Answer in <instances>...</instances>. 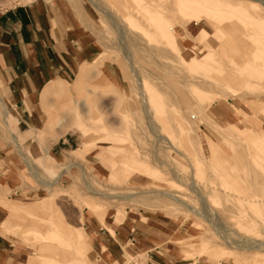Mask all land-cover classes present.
I'll return each mask as SVG.
<instances>
[{"label": "rangeland", "instance_id": "1", "mask_svg": "<svg viewBox=\"0 0 264 264\" xmlns=\"http://www.w3.org/2000/svg\"><path fill=\"white\" fill-rule=\"evenodd\" d=\"M37 1L63 3L95 45L36 96L31 121L10 116L8 130L0 104V236L33 264H93L88 221L147 214L168 221V264H264V251L236 249L264 245V9L208 0L222 7L207 18L176 0H0V13ZM210 46L228 57L212 60ZM131 262L146 253L125 248L117 264Z\"/></svg>", "mask_w": 264, "mask_h": 264}, {"label": "crops", "instance_id": "2", "mask_svg": "<svg viewBox=\"0 0 264 264\" xmlns=\"http://www.w3.org/2000/svg\"><path fill=\"white\" fill-rule=\"evenodd\" d=\"M94 45L91 30L77 24L61 2L37 1L0 13V77L13 123L31 121L30 107L38 105L36 96L40 101L49 85L75 75ZM144 216L145 220L141 215H128L120 224L107 222L108 228L95 220L88 221L84 226L90 240L88 261L117 264L126 248L145 252L147 264H168V221L161 216ZM2 218L0 213V221ZM29 261L26 254L15 251L0 236V264Z\"/></svg>", "mask_w": 264, "mask_h": 264}, {"label": "bare ground", "instance_id": "3", "mask_svg": "<svg viewBox=\"0 0 264 264\" xmlns=\"http://www.w3.org/2000/svg\"><path fill=\"white\" fill-rule=\"evenodd\" d=\"M96 0H93V2L95 3ZM142 1H146V0H142ZM239 1H242V0H239ZM245 1V0H244ZM249 1V0H248ZM254 1V3H257L260 7V9H264V0H252ZM177 4H178V9L182 10V9H191V10H197L196 8H199V10L201 9V12L200 14L202 15H206L207 18L213 14V13H221L217 7H222V6H217L216 3H219V4H222V2H214L213 4L210 3L208 0H176ZM253 3V4H254ZM243 5V3H242ZM213 6V7H211ZM138 10H143L144 7L143 6H139L138 8H136ZM135 9V10H136ZM198 12V11H196ZM195 22V21H194ZM218 33V32H217ZM210 49L214 50L215 53H212V52H208V55H209V58H212V60H215L214 58L217 57V56H221V57H228L227 55H225V52H222L221 55L218 54L216 52V50L210 46L209 47ZM220 48V46H219ZM217 55V56H216ZM223 58H221L220 60H222ZM229 59V62L233 61V58H228ZM215 63V61H214ZM232 63V62H231ZM220 64V63H219ZM222 66V65H221ZM242 76V75H241ZM251 77V76H249ZM252 78V77H251ZM245 79V78H244ZM247 79V78H246ZM250 79V78H248ZM247 79V80H248ZM235 80V79H234ZM251 80V79H250ZM236 81V80H235ZM249 81V80H248ZM252 81V80H251ZM140 90H141V94L143 97H146L145 101H144V104H146V113L149 114V111H151V107H153V101H155L156 99V96H154L153 94H148L149 93V90L147 88V86L145 85V83L142 82V84L140 85ZM148 96V98H147ZM6 98V97H5ZM0 104L2 105V107L4 108L5 110V116H4V119H3V125L8 129L10 130V114H9V110H8V104L7 102L5 101L4 99V96H3V93L0 91ZM262 140V139H261ZM13 141L16 145L17 148H19V144H18V138L15 136L13 137ZM256 147V146H255ZM259 152V150H258ZM18 153L21 157L24 158L23 154H22V151L18 150ZM258 156V155H257ZM24 161V160H23ZM26 165L28 166V168H30L31 170V165L26 161L25 159V162ZM72 166V165H71ZM33 170V169H32ZM31 170V171H32ZM87 189L89 191H91L92 194H96L93 190H92V187L90 186L89 182L87 181H84ZM43 186L45 187H48V188H52L54 186L53 183H42ZM163 195H165L166 197H168L169 199L171 200H175L176 202L186 206L187 208V205L185 203H183L180 199H178L176 196L172 195V194H169V193H164ZM100 196H102L104 199H114V198H117V199H122V200H128L130 197L129 196H126V197H116L114 195H111V194H101ZM89 207L92 208L91 205L88 204ZM189 209V207L187 208ZM196 215H200L199 213L196 212ZM79 238V240H81L82 242H84V236L82 234H79L77 236ZM236 247V246H235ZM241 247V246H240ZM240 247H236V249H239V250H245V251H250V250H254V251H264V245H258V246H246L244 248H240ZM134 258L132 257L131 258V261L133 260ZM29 264H33V261H29Z\"/></svg>", "mask_w": 264, "mask_h": 264}, {"label": "built area", "instance_id": "4", "mask_svg": "<svg viewBox=\"0 0 264 264\" xmlns=\"http://www.w3.org/2000/svg\"><path fill=\"white\" fill-rule=\"evenodd\" d=\"M132 263V262H131ZM132 264H136V263H132Z\"/></svg>", "mask_w": 264, "mask_h": 264}]
</instances>
